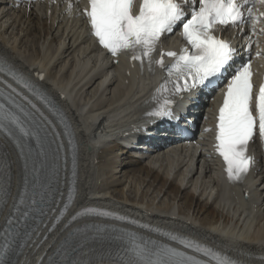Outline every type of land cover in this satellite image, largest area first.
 Instances as JSON below:
<instances>
[{
	"label": "bare ground",
	"instance_id": "1",
	"mask_svg": "<svg viewBox=\"0 0 264 264\" xmlns=\"http://www.w3.org/2000/svg\"><path fill=\"white\" fill-rule=\"evenodd\" d=\"M41 8L13 12L5 0L0 4V56L19 71L43 73L42 86L67 114L78 146L75 164L76 195L61 222L43 243L28 246L18 264H48L72 236L124 237L143 234L129 226L102 218L70 219L80 208L96 205L122 215H141L169 229H186L198 241L236 257L264 254V173L260 180H249L250 200L230 196L210 171L204 174L199 160L190 155L158 154L147 163L137 161L121 147L120 133L137 122L134 110L145 102L148 82L123 77L122 67L108 76V63H99L96 48L88 39L85 24L70 21L54 12L47 16ZM129 84L126 85V81ZM15 88L12 91L16 93ZM66 97L65 100L60 97ZM62 100V101H61ZM43 113V117L40 116ZM39 123L54 149L57 192L45 222L49 227L62 212L70 180L71 163L63 132L42 110ZM13 164V181L8 203L0 216V232L17 202L23 185L22 160L13 141L1 139ZM217 189V190H216ZM242 198V197H241ZM42 230V227L39 231ZM38 231V232H39ZM37 232V233H38ZM35 236L32 242L36 241ZM154 242V243H153ZM151 244L184 250L159 238ZM125 260L94 255L81 264H122Z\"/></svg>",
	"mask_w": 264,
	"mask_h": 264
},
{
	"label": "snow or ice",
	"instance_id": "2",
	"mask_svg": "<svg viewBox=\"0 0 264 264\" xmlns=\"http://www.w3.org/2000/svg\"><path fill=\"white\" fill-rule=\"evenodd\" d=\"M257 2L264 4V0H243V3L239 0H198V3L197 0H185L186 4L191 3V15L185 18V9L177 0H141L138 11L134 10V0H89L90 9L86 10V15L92 34L112 56L127 53L131 55L133 61H140L142 66L144 59L147 58L150 69L161 36L172 33L179 23L191 51L184 48L179 56L175 52L168 53L176 61L172 67L166 69L170 78L175 74L176 82L171 89V93L175 95L211 83L223 73L236 53L227 41L213 34L214 30L217 26L237 27L244 24L245 7L248 6L247 15L254 31L257 17L253 9ZM159 63L163 67V62ZM0 72L11 76L18 85L51 109L47 96L22 74L14 72L6 61H0ZM252 78L249 59L235 71L227 83L223 104L218 114L216 150L223 158L228 179L233 182H242L254 164L253 158L248 154L249 144L254 142L257 136L264 141V85L254 96ZM23 99L27 100V97ZM27 103L39 112L31 100H27ZM172 103L171 98L164 99L150 115L170 116ZM17 107L31 123L0 105V130L13 137L17 147H21L22 140L30 142L33 138L39 144V133L32 127V123L36 122L32 113L21 105ZM40 116L43 117V113H40ZM39 155L40 153H37V157ZM43 166V161H39V166L33 164L34 176L39 178L42 175ZM27 192L26 187L18 203H13L10 218L6 220L7 224L13 223L12 213L24 217L28 215L20 209V206L26 203ZM31 203L35 204V199H32ZM4 210L0 208V215ZM170 238L179 239L176 236ZM179 242L186 248L210 257L216 264H238L227 255H222L195 241ZM8 247L5 244L4 249L0 250V264H6L4 257L7 255ZM130 251L131 257L122 264H203L202 261L164 245L149 249L136 244L135 238Z\"/></svg>",
	"mask_w": 264,
	"mask_h": 264
}]
</instances>
